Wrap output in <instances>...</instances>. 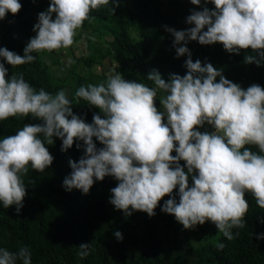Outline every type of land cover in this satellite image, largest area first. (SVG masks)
Here are the masks:
<instances>
[{
	"label": "clouds",
	"instance_id": "9594fccd",
	"mask_svg": "<svg viewBox=\"0 0 264 264\" xmlns=\"http://www.w3.org/2000/svg\"><path fill=\"white\" fill-rule=\"evenodd\" d=\"M110 2L114 13L121 0H50L48 8L38 13L35 35L23 55L0 47V121L18 116L42 121L24 123L15 135L0 138V202L5 209L15 205L19 214L28 194L23 177L29 166L44 172L54 162L46 144L60 138L64 152L82 141L76 147L83 148V155L78 161L69 159L71 172L63 180L66 190L87 194L96 181L112 176L118 183L110 189L109 202L126 216L135 211L155 216V209L168 196L161 211L174 215L184 229L210 221L232 240L231 229L245 226L250 208L246 194L264 209V87L253 83L243 88L212 63L193 61L187 44L221 43L225 51L235 54L251 50L255 55H245L244 63L260 66L264 63V0H204L202 10H190L186 17L185 22L193 26L177 30L163 25L174 37L176 56L187 55L186 73H172L165 80L152 69L147 74L153 82L149 86L109 71L105 81L82 85L75 96L99 109L90 123L73 111L64 89L55 94L43 88L37 91L23 73L9 76L5 62L14 68L34 62V52L68 49L85 21L95 20L92 12ZM190 2L200 6L202 0ZM209 2L214 5L211 9L206 6ZM22 7L20 0H0V20L9 12L18 14ZM74 63L69 57L67 65ZM158 92L164 93L159 108ZM206 123L212 131L199 130ZM96 141L103 146L98 148ZM260 219L264 223V217ZM114 235L123 240L120 231ZM257 239H264V233ZM79 247L81 257L89 254V243ZM217 247L223 249L224 244ZM18 261L31 264L26 247L17 252L0 248V264Z\"/></svg>",
	"mask_w": 264,
	"mask_h": 264
},
{
	"label": "trees",
	"instance_id": "16d2710c",
	"mask_svg": "<svg viewBox=\"0 0 264 264\" xmlns=\"http://www.w3.org/2000/svg\"><path fill=\"white\" fill-rule=\"evenodd\" d=\"M49 2L20 0L23 5L20 12L16 15L9 12L6 18L0 20V47L23 55L26 43L35 35L33 25L37 22L38 13L48 8ZM203 6L204 0L200 6L193 5L190 0H121L114 13L110 2L94 10L91 15L96 21L115 24L116 27L109 30L113 36L111 49L125 79L153 86V82L147 79L152 69H157L165 80L172 73L184 75L187 71L184 66L187 55L176 56L174 37L162 26L168 25L177 30L191 27L193 25L185 22L186 17L190 10H202ZM206 6L210 9L214 7L210 2ZM126 12L130 15V25L140 34V44L130 36L124 20ZM187 47L193 61L199 59L202 63H212L222 70L226 78L239 83L241 87L247 88L253 83L264 87V63L260 66L244 63L245 55H255L251 50H241L239 54L228 53L221 43L201 45L198 41H189ZM32 54L36 60L29 64L13 68L5 62L9 76L23 73L25 80L37 91L43 88L55 94L63 89V83L55 81L40 52ZM88 84L86 79L78 78L73 89L72 107L76 114L90 123L99 109L75 96L82 85ZM24 123L42 121L31 116L9 118L0 121V133L7 131L15 135ZM53 139L52 145L46 144L55 158L53 164L44 172L34 171L29 166V172L23 177L28 194L20 213L17 214L15 205L5 209L0 202V248L17 252L26 247L31 253V264H209L212 261L216 264H264V239H257L258 234L264 233V223L260 219L264 217V209L256 204L250 193L246 194L250 208L245 217V226L231 229L232 240L220 233L214 245L196 247L188 243L184 252L172 256L164 252L161 234L162 223L174 218V215L161 211L168 196L155 209V216L149 217L142 211L126 216L109 202L110 189L118 183L112 176L96 181L87 194L77 189L68 191L63 186V180L71 172L69 159H80L83 148L78 149L76 143L83 142L76 141L72 148L62 152V140L57 137ZM96 144L98 148L103 146L99 141ZM249 147L259 152L258 147ZM172 154L175 155V152ZM180 163L184 164L183 161ZM31 180L35 183H31ZM174 194L178 201V188ZM115 231L122 233L123 240L115 237ZM81 243L90 245L89 254L85 257L79 255ZM218 243L224 244L223 249H218ZM110 248L119 254H111ZM17 264L22 262L18 261Z\"/></svg>",
	"mask_w": 264,
	"mask_h": 264
},
{
	"label": "rangeland",
	"instance_id": "374dc122",
	"mask_svg": "<svg viewBox=\"0 0 264 264\" xmlns=\"http://www.w3.org/2000/svg\"><path fill=\"white\" fill-rule=\"evenodd\" d=\"M54 16L55 14H53ZM124 20L128 26L130 36L135 42L140 44V34L130 25L128 12L124 13ZM113 27L116 26L112 22L93 20L84 24L78 30L74 44L68 49L40 52L53 78L56 82L63 83V89L72 101L73 89L79 77L86 79L89 83L98 84L106 80L109 71L120 73L119 64L111 49L113 36L109 33V30ZM69 57L75 60V63L71 66L67 65ZM162 95H164L163 92H158L156 100L158 108L160 107L159 97ZM199 130L203 132L212 131L213 129L206 123ZM7 135L10 134L7 131H3L0 133V138ZM220 233L215 224L210 221L205 222L203 225H197L193 229H184L183 225L178 223L174 217L173 220L165 221L161 225L164 252L172 256H178L184 252L188 243H192L196 247L214 245ZM109 251L113 255L119 254L114 248H110ZM209 264L216 263L212 261Z\"/></svg>",
	"mask_w": 264,
	"mask_h": 264
}]
</instances>
